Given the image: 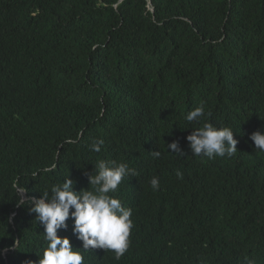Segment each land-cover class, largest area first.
Masks as SVG:
<instances>
[{
    "label": "trees",
    "instance_id": "obj_1",
    "mask_svg": "<svg viewBox=\"0 0 264 264\" xmlns=\"http://www.w3.org/2000/svg\"><path fill=\"white\" fill-rule=\"evenodd\" d=\"M205 122L234 129L236 174L192 154L185 135ZM256 131L264 0H0V264H37L47 241L34 201L65 178L91 190L100 160L136 170L109 194L133 228L119 260L97 248L83 264H264ZM66 223L58 236L83 250Z\"/></svg>",
    "mask_w": 264,
    "mask_h": 264
},
{
    "label": "clouds",
    "instance_id": "obj_2",
    "mask_svg": "<svg viewBox=\"0 0 264 264\" xmlns=\"http://www.w3.org/2000/svg\"><path fill=\"white\" fill-rule=\"evenodd\" d=\"M205 116L203 104L188 112V122L197 121ZM235 132L230 126L216 127L205 122L186 134L192 154L204 156L217 162H228L233 173L242 161L240 143L234 139ZM250 140L255 149L264 151V133L253 132ZM103 141L99 140L90 145L92 151L100 152ZM174 152L179 151L178 143L167 145ZM159 157L160 152H153ZM95 174L88 176L91 190L73 191L74 181L65 178L63 182L50 185L39 199H36L30 211L36 214V220L43 226L44 239L47 246L43 249L37 264H83L84 252L89 249H103L104 254L114 252L119 260L129 247L130 231L133 228L132 210L122 206L121 201L110 193H115L121 181L126 176L137 175L132 166L125 162L100 160L95 165ZM181 178V173L177 172ZM150 186L155 191L159 188V178L153 176ZM25 192L21 190L20 193ZM24 201L21 200L20 203ZM71 209V211H70ZM73 221L72 232L82 242V249L74 250L67 237L58 236L60 229H67L66 221ZM108 250V251H107ZM28 264H32L31 261Z\"/></svg>",
    "mask_w": 264,
    "mask_h": 264
},
{
    "label": "water",
    "instance_id": "obj_3",
    "mask_svg": "<svg viewBox=\"0 0 264 264\" xmlns=\"http://www.w3.org/2000/svg\"><path fill=\"white\" fill-rule=\"evenodd\" d=\"M22 194V200L26 199V194L25 192L21 193Z\"/></svg>",
    "mask_w": 264,
    "mask_h": 264
}]
</instances>
